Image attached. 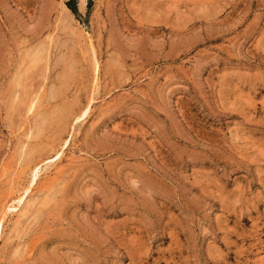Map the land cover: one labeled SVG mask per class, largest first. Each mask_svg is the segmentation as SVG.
<instances>
[{
	"label": "rangeland",
	"instance_id": "374dc122",
	"mask_svg": "<svg viewBox=\"0 0 264 264\" xmlns=\"http://www.w3.org/2000/svg\"><path fill=\"white\" fill-rule=\"evenodd\" d=\"M68 1L0 0V264H264V0Z\"/></svg>",
	"mask_w": 264,
	"mask_h": 264
},
{
	"label": "trees",
	"instance_id": "16d2710c",
	"mask_svg": "<svg viewBox=\"0 0 264 264\" xmlns=\"http://www.w3.org/2000/svg\"><path fill=\"white\" fill-rule=\"evenodd\" d=\"M67 8L71 11V13H73L74 15H77V12H76V8H75V5L73 3V0H69L67 3Z\"/></svg>",
	"mask_w": 264,
	"mask_h": 264
},
{
	"label": "bare ground",
	"instance_id": "6f19581e",
	"mask_svg": "<svg viewBox=\"0 0 264 264\" xmlns=\"http://www.w3.org/2000/svg\"><path fill=\"white\" fill-rule=\"evenodd\" d=\"M81 2V1H80ZM85 2V1H84ZM84 4V3H83ZM80 5H82V4H80ZM81 7V6H80ZM66 9V8H65ZM80 9H83V8H80ZM68 10V9H67ZM82 11V10H81ZM70 14V13H69ZM70 19H71V17H70ZM30 105H32V102H31V104ZM29 108H30V106H29ZM28 109V108H27ZM30 110V109H29ZM28 110V111H29ZM23 207V206H22Z\"/></svg>",
	"mask_w": 264,
	"mask_h": 264
}]
</instances>
